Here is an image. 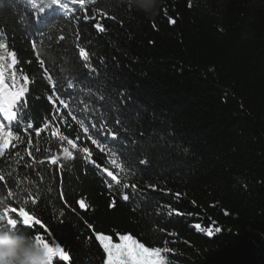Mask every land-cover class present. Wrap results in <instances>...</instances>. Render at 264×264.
I'll return each mask as SVG.
<instances>
[{
  "label": "trees",
  "instance_id": "16d2710c",
  "mask_svg": "<svg viewBox=\"0 0 264 264\" xmlns=\"http://www.w3.org/2000/svg\"><path fill=\"white\" fill-rule=\"evenodd\" d=\"M64 2L67 14L0 0V38L33 81L20 141L0 155V209L19 207L26 192L38 197L25 207L45 228L25 233L61 244L65 264H104L95 232L168 241L169 264H264V0H162L152 18L97 0L90 17L93 9L115 17L97 16L104 32L83 20L79 3ZM103 168L136 189L110 190Z\"/></svg>",
  "mask_w": 264,
  "mask_h": 264
},
{
  "label": "snow or ice",
  "instance_id": "6c2138e0",
  "mask_svg": "<svg viewBox=\"0 0 264 264\" xmlns=\"http://www.w3.org/2000/svg\"><path fill=\"white\" fill-rule=\"evenodd\" d=\"M97 0H72V3H79L81 9L85 10L83 16L84 21L89 19L95 20L94 27L100 31L104 32L106 29L104 25L97 19V16L100 18L115 19L114 16L109 15V13L103 11V9H93V14L90 17L87 13V5L95 4ZM31 6L38 8L39 11L43 12L46 8H53L57 6L58 10L67 14L70 9L69 5L64 2V0H50V3L44 6H39L36 3V0H30ZM191 7V3L189 4ZM131 10V6H129ZM165 14L167 15V10L165 9ZM79 23V20H77ZM170 23H175V20L169 18ZM155 26V25H154ZM77 39L79 38V33L77 32ZM60 39H64L63 36ZM79 48V55L84 61L89 60L88 52L77 45ZM8 46L4 43L3 39L0 38V155H3L4 152L13 144V141L19 142L20 137L19 132V112L21 108L26 104V96L29 93V85L33 81L30 80V77L27 73L21 72L18 69V64L20 63L15 52L7 51ZM32 48L35 52L36 58L39 61L41 68H44L45 61L40 59V53L38 51V45L35 40L32 41ZM30 63V61H29ZM45 77L48 80H51L52 77L48 74L47 68H44ZM69 87H72L69 84ZM49 101L53 104L56 103L53 100L52 96L48 97ZM56 100H59V103L65 108L68 107V104L60 99L59 96L56 97ZM15 127V130H14ZM33 126L31 124L27 125V129H31ZM26 129V130H27ZM40 129H36V135H40ZM88 129L85 128L87 133ZM60 140L67 141V144L70 145L73 149L77 147L75 141L68 139L67 137L60 135ZM91 139V137H89ZM93 144L98 142L95 139H92ZM38 150V149H37ZM84 153H88L89 157L91 153L88 148L81 149ZM62 153L66 158H71L73 153L69 150L68 147L62 148ZM31 154V153H29ZM58 156L49 157V163L56 165L58 163ZM95 163L94 161H92ZM43 163V161H41ZM111 164L114 168L124 171L123 165L117 163L115 159L111 161ZM99 167V166H97ZM103 172L107 173V177H110V180H107V184L110 190L120 191L131 187L133 190L136 189V185L122 182L118 173L109 170L108 168H103ZM4 177L0 175V180H3ZM8 197H12L14 192L9 191ZM26 196L29 199H25L19 207L15 206H5L0 209V227H7L17 232H25L27 230L33 229L36 226H39L40 229H44L45 226L42 223L41 219L29 211L25 205L31 203L35 205L37 203L38 197H33L31 193L26 192ZM179 195V194H177ZM63 198V195H62ZM122 199L127 201L129 196L127 194L122 195ZM66 202V201H65ZM78 204L81 209H87L88 205L83 199L78 201ZM116 201L115 197L112 198L110 202V207H115ZM171 215V212L169 213ZM177 215H182V213L176 212ZM91 228L92 226L89 225ZM198 229L200 225L196 226ZM214 231L219 232V228H215ZM207 234L211 236L213 234V228H209ZM38 243H42L47 249L49 260L51 264H65L70 260L69 253L61 246V244L56 243V241L46 239L42 234L34 235ZM95 240L99 242L100 247H102L105 254L104 264H169L167 254L172 251L168 247V241H165L163 246H146L145 243L141 242L140 239L136 238L134 235L121 234L119 232L115 235H109L101 232H95Z\"/></svg>",
  "mask_w": 264,
  "mask_h": 264
},
{
  "label": "clouds",
  "instance_id": "9594fccd",
  "mask_svg": "<svg viewBox=\"0 0 264 264\" xmlns=\"http://www.w3.org/2000/svg\"><path fill=\"white\" fill-rule=\"evenodd\" d=\"M121 4L152 18L159 15L162 0H105V10L114 11ZM3 203L0 200V204ZM0 264H51V261L45 246L34 236L0 227Z\"/></svg>",
  "mask_w": 264,
  "mask_h": 264
}]
</instances>
